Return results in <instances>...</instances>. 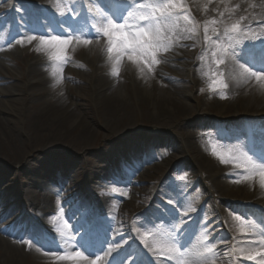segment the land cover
<instances>
[{"label": "bare ground", "instance_id": "6f19581e", "mask_svg": "<svg viewBox=\"0 0 264 264\" xmlns=\"http://www.w3.org/2000/svg\"><path fill=\"white\" fill-rule=\"evenodd\" d=\"M189 1L190 3L183 0V3L187 5L196 21L197 17L199 18L202 27L206 21L213 18L217 21L223 20L230 26L241 16L245 17L241 21V28L246 31L247 35L240 37L241 44L229 49V56L225 58V64L220 66V74L228 83L226 92H224L226 100L219 105L220 109H215L210 102L208 106L201 105L191 90L203 78L201 73L205 63L204 55L209 48L215 50L204 40V33L201 34L202 38L196 37L193 40L192 38L186 39L185 33L179 34L180 39H174L172 48L166 54L175 63L166 65L162 59L158 58L161 63L154 65L153 73L147 77H142L136 65L126 58L122 61L119 77L114 76L111 71L112 62L108 60L106 52V40H100L98 43L93 42L88 46L71 45L68 49V54L71 56L69 66H74V69L73 71L68 69L65 73L63 71L61 73L62 67L56 65L57 63L48 62L49 57L46 53L36 52L38 41H33L31 44L17 43L13 47L19 49L32 46L35 48V53L32 57L27 55L26 70L23 74L15 68L12 69L0 63V75L5 74L4 79L0 78V102L4 105L3 108H0V161H6L9 165L6 169H0V185L4 186L6 182L10 181L13 183V185L11 183L10 191L0 194V228L1 225H4V219H6L4 222L7 226L11 224V215L19 206L20 212L17 213V216L25 210L28 214L34 213V219L38 218L42 222L45 233H48L54 240H67V244L72 248V240L68 237L74 236V232L68 218H77L81 225L89 222L90 215L80 214L86 207L85 199L77 204L73 215L67 216L64 209L71 202V197L69 198L67 194L70 191V183L69 185L64 183V188L60 191L54 183L50 188L51 178L48 174L39 176L42 170L50 172L60 168L62 157L55 154L48 157L36 156L31 160L29 154L42 153L47 148L54 146L58 149L60 147L65 149L67 154L81 149V156L84 157L88 156L85 151L89 149L90 144L98 135L99 128L105 133V136L122 132L130 134L133 130L136 131L137 136L127 137L126 144L133 145L134 156L128 157L129 161H117L115 164L117 168L111 169L112 172H108L109 176L103 175L107 176L114 185H107L103 189L99 188L97 186L101 176L98 171L99 167L90 166L89 168L86 166L84 169L85 190L88 192L103 190L104 193L95 207V210H99L96 214L95 225L102 229L92 237L99 241L107 240L117 243L123 240L129 231L135 230L136 227L133 223L126 225L127 228L124 230L125 224L119 216H121L123 207L126 206L125 201L129 200L128 194L131 192L136 197L141 194L135 188L121 187L120 184L127 181L134 185L143 184L145 178L151 176L160 164L167 162L168 165L173 162L172 169L176 167L179 169L192 168L203 176L205 183L201 196L202 198L207 197V202L202 206V210L204 213H208V216L204 218L201 215L200 206L198 203L196 204L197 195L187 192L186 196L179 189L169 193L162 187L156 189L153 204H159V197L168 199L170 207L178 208L182 210V213H179L177 222L163 224L159 222L160 212H154L149 208L143 210L144 219L141 223L137 222V226L143 225L144 228H149L150 224H155L148 244L149 248H155L156 251L146 248V252L150 255V264H175V259L172 261L164 259L166 255H169L168 247L173 243L178 246L189 245L190 241L195 244L201 238V233L207 235L208 243L216 245V241L212 239L214 235L209 229L212 224L214 227H223L218 235L224 234L226 237L223 240L225 251L218 249L216 245L215 264H255L253 261H244L241 257L239 250L248 241L247 238L250 234L239 231L237 228L239 221L235 217L240 214L252 216L254 218L252 225H255L253 231L262 232L256 240L260 241L264 240V213L254 212L247 207L224 205L223 203L227 199H236L234 201H247L264 209V188L260 186L257 177L255 181L237 182L239 196H233L234 198L226 196L225 188L233 184L230 178L238 179L243 174V170L238 167L236 161L230 160L229 163H224L221 157L210 158L206 144L203 142L198 144L195 140L199 133L198 130L227 122L233 124L235 130L227 133L230 140L224 141L227 152L222 157L238 156L242 161L245 156H250L242 146L240 138L243 139V136L250 132L249 129H252L253 125L245 122L243 118L253 117L264 122V87H261L264 81L258 82L255 78H250L247 83H244L239 75L242 71L239 66L243 62L245 63L247 47L255 44L258 50L261 40L264 39V0ZM29 4L45 16H49L53 12L54 16L48 18L56 20L58 16L56 14L58 12L57 0H31ZM226 7L232 11L225 12ZM221 9L225 13L223 17L220 16ZM217 26L222 30L224 25L218 23ZM35 31L37 28L32 26L31 32ZM38 32L44 34L45 30L39 29ZM0 33L2 39L4 37L3 30ZM78 55L87 57V62L83 64L84 67L77 65L82 64ZM0 57L4 56L0 55ZM10 60L14 63L17 58L15 56ZM77 67H82V70ZM86 67L91 70V73L86 71ZM54 69L56 70L55 75H53ZM75 70L79 77L78 80L86 79L87 82L83 83L92 88L93 92L91 91L90 95L93 99L92 111L95 119L90 116L88 111L84 113L77 103L78 98H80L78 101H81L82 96L87 95L84 92L85 88L79 91L72 90L71 83L64 81L69 76L74 78L72 73ZM61 75L63 76L62 82L56 84ZM8 81L11 82L8 83ZM6 82L7 84H5ZM53 85L56 86L53 87ZM187 100H194L198 105L196 110L200 112L197 113V116L193 115V105ZM150 108L153 113L149 112ZM137 116L138 120L135 119ZM187 119L188 121H186ZM141 120L144 123L161 121L167 123L168 127L173 130L172 134L177 137L176 142L174 139L154 137L148 143L145 134L143 135L145 126L140 124ZM174 124H179V126L176 127ZM128 133L127 135H129ZM257 137L260 149L264 150V137L261 134ZM141 143L147 145V148L144 149ZM162 144L166 145V148L160 149V152L153 153L151 151V148ZM119 145L122 147L123 143ZM171 151L187 155L182 158L174 156L175 159H170ZM250 157L257 163H264V160H260L259 156ZM83 163L79 157L72 160L67 158L66 164L69 167V172L66 171L65 176L67 177L69 174L73 176L72 172L75 169H82ZM137 175L140 176V181L133 180V177ZM16 180L19 182L17 183ZM153 185L149 195L156 188L155 184ZM75 188L77 187L75 186ZM11 193L13 194L12 205H9ZM215 200H218L219 203H216ZM164 202L162 201V203ZM226 206L231 209H227ZM189 208L194 211H189ZM235 211L239 212L238 215L234 213ZM185 214L187 215L185 216ZM101 216L105 219H102ZM196 217L198 220L195 225ZM207 218L210 219V223L206 220ZM189 220L191 222L187 224ZM205 224L207 230L203 232ZM173 225L177 227L174 229ZM6 233L11 237H4L0 234V264H47L48 262H50L48 264H73L72 261L64 260L54 263V256L41 254L33 247L16 243L12 236H17L20 232L11 227ZM75 238L79 239V236H75ZM153 240L156 242L153 243ZM137 247L132 242V245L115 260H112L111 264H132L136 260V254L141 255ZM254 247L264 246L258 243L249 244L250 250ZM161 249L163 252L160 251ZM112 253L110 256H105L104 259L111 257ZM102 256H104L103 252ZM100 264H103L102 260ZM135 264H148L145 255H141Z\"/></svg>", "mask_w": 264, "mask_h": 264}, {"label": "snow or ice", "instance_id": "6c2138e0", "mask_svg": "<svg viewBox=\"0 0 264 264\" xmlns=\"http://www.w3.org/2000/svg\"><path fill=\"white\" fill-rule=\"evenodd\" d=\"M79 2L80 0H72L71 6L67 9L60 7L58 3L57 7L59 10L56 14L62 18L71 17L73 20L77 19L80 13L74 9H76V4ZM93 3L98 10L93 11L92 8H88V17L77 27H70V30H68L63 29L61 24L59 27L62 28V31L58 35L50 34L51 31L55 30L46 28L44 34L25 36L21 33L19 39H13L18 44L25 42L31 44L33 41H38L36 51L44 52L48 55L49 60L59 65H64L70 59L68 49L71 45L83 44L88 46L93 43V40L86 37L95 36L97 43L100 37H103L106 40V52L108 60L112 62L111 71L114 76L119 77L122 61L126 58L136 65L142 77H147L153 73V66L161 63L157 58L158 55L161 52H169L173 46L174 39L179 40V34H183L185 31L179 28L180 21L189 20L188 10L183 0H93ZM231 11L227 7L225 8V12ZM224 14V12H221L220 16L223 17ZM244 19L245 17L241 16L239 20L230 26L224 23L223 20L217 21L215 18L205 22L203 28L204 40L215 49L212 52L213 57L218 54L221 56V58L214 61L217 67L225 64V58L229 56V49L241 44L242 40L240 37L247 35L246 31L241 28V21ZM92 21L95 22L93 23ZM218 23L224 25L222 30L216 27ZM210 25L212 26L211 28L209 27ZM188 31L195 33L197 26L193 24V27ZM209 31L212 32V35H208ZM185 38L192 37L185 36ZM11 46L12 42L9 41L8 47ZM2 50L0 49V51ZM245 57V63L239 66L242 69L239 73L241 80L244 83H247L250 78H255L258 82L264 81V39L261 40L258 50L255 44L247 47ZM233 59L235 58L233 57ZM247 65H251V67ZM253 68H259V70L254 71ZM60 71L62 73L63 69L61 68ZM55 74L56 70L54 69L53 75ZM62 80L63 76L61 75L57 79L56 84L61 83ZM216 83L217 81L214 79L210 85L213 90H215L214 86ZM55 86L53 85V87ZM224 87L226 88L227 84H224ZM261 87H264V84H261ZM213 150L215 152V148ZM216 154L219 155V153ZM221 159L224 163H229L230 160L238 162V167L243 170V174L238 177L236 182L255 181L258 177L260 186L264 188V163H257L250 156H245L242 161L238 156L221 157ZM259 159L264 160V153L260 155ZM189 211H194V209L189 208ZM235 219L240 222V228L243 232L245 221L240 216H236ZM176 227V225H173L174 229ZM250 227L255 228V225ZM148 235V233H145L141 237L146 248H149ZM68 239L75 240V237H68ZM155 242L153 240V243ZM28 243L31 244V241ZM246 243L253 245L258 243L264 246V240H250L246 241ZM106 244V240H96L91 236L90 231L86 229L79 236V239L75 240L73 246L77 249L84 248L85 251L91 249L88 255H85V251L80 250L64 251L60 248L59 243H57V248L63 254L57 255L53 252L52 255L57 260H68L72 261L73 264H100L103 257L98 255V252H103L104 256H110L113 252V248L110 245L105 251ZM116 247L118 248L119 245ZM149 250L156 251L155 248H149ZM160 251L163 252V249ZM239 251L244 260L253 261L255 264H264V247H254L248 251L240 249ZM167 252L169 255H166L164 259L166 261L175 259V264H215L214 257L217 256L216 245L208 243V237L204 233H201V238L195 244L191 241L189 245L181 244L178 246L173 243L168 247ZM92 256H95V259H92ZM109 264H111V261H109Z\"/></svg>", "mask_w": 264, "mask_h": 264}, {"label": "rangeland", "instance_id": "374dc122", "mask_svg": "<svg viewBox=\"0 0 264 264\" xmlns=\"http://www.w3.org/2000/svg\"><path fill=\"white\" fill-rule=\"evenodd\" d=\"M186 1L190 3L189 0H186ZM57 2L59 3L60 7H64L65 9H67L71 6L72 0H57ZM7 3H8V1H7ZM4 5H5V1L0 0V9H3ZM16 5H17V9L19 10L20 15H21L22 24H25V23L29 24V22L26 20V18H28V17L25 15L29 6L27 4H25L24 2H18V4H16ZM185 6L188 10L187 5H185ZM84 8H87V9L92 8L93 11L98 10L97 6L93 3V0H87V1L86 0H80V2L76 4V9H74V10H78L79 13H81L82 9H84ZM220 12H222V9L220 10ZM188 15H189V20L188 21H183V20L180 21L179 28L184 29L185 31L183 33H185L187 36H191L192 40L195 39L196 37H198L199 39L202 38L201 33L204 32L202 29L204 27L201 28L202 23H200V21L198 20L199 18L197 17V21H196L192 17L190 10H188ZM85 19H84V16L81 19L79 17H77V19H75V20H73L71 17H65L64 18L65 23L67 25L66 27H71V25H73V27H77ZM68 23H70V24H68ZM193 24H195L197 26V31L195 33L188 31L189 29H191L193 27ZM216 27H218V26L216 25ZM4 33L7 34L8 31L7 32L4 31ZM32 34H33V32H30L29 35H32ZM209 35H212L211 31H209ZM93 38L95 39L96 37L93 36ZM5 39H6L5 36L2 39L0 36V49H3L2 51H0V55L4 56V57H0L1 65H6L8 67H11L12 69L15 68L23 74L26 70L25 62H26L27 55H29V57H32L35 53L34 52L35 48L32 46L28 47V48H26V47L22 48L21 47L19 49L13 48L12 46L6 48V46H8V43L3 45L5 42ZM100 40L101 39H99V41ZM34 42H37V41H34ZM96 42H97V40H96ZM12 45H13V43H12ZM213 51L214 50H210V48H209L208 52L204 55L205 63L203 64V71L201 73V75H203V78L197 85H195L193 88H191V90H192L193 94H195V96L197 97V101L201 102V105L208 106V103L210 102V103H212V105L215 109L216 108L220 109L219 105L222 104V101L226 100V96H224L223 90L220 88V86L217 83L214 86L215 90H213V88L210 87V85L212 84V81L214 79L216 80L217 78L221 77V79L223 81H225V80H224V78H222V76L220 74V72H221L220 66L221 65L219 67H217L215 65V62H214L216 59H219L220 56L218 54L216 57H213L212 56ZM36 52H38V51H36ZM12 53H13V55H12ZM166 54L167 53L161 52L157 58L162 59L166 65H169V63H175V61L172 58H169L168 55L166 56ZM7 55H9V56H7ZM68 55L71 59L70 54H68ZM15 56H16L17 60H15V62L13 63L12 60H10V59H12ZM78 58L80 61H82L81 62L82 64H77V65H81L84 67L85 65H83V64H85L87 62V60H86L87 57L84 55H78ZM70 59H69L67 64L60 65L63 69V73H65L66 70H68V69L73 71L74 66H69ZM48 62L51 64L56 63V62L51 61L49 59H48ZM87 64H86V66H87ZM56 65H59V64H56ZM68 66H69V68H68ZM77 68L79 70H82V67H77ZM86 71H89V73H91L90 72L91 70H89L88 67H86ZM192 71H193V68H192ZM216 73H219V74L214 75ZM72 75L74 76V78L69 76L64 81L71 83L70 87L72 90L74 89V90L79 91L82 88L86 89L87 92L85 91V89H84V92L87 93V95L82 96L83 98H81L82 99L81 101H78V99H80V98H78L77 103H79V105L81 106V107L80 106L79 107L81 109H83L82 111H84V113H86V111H88L90 113V116L91 117L93 116L92 118L95 119V115L93 114V111H92L93 99L90 95L92 88H90V86L88 84L83 83V82H87L86 79L82 78L83 80H78L79 77L76 73V70L74 71V73H72ZM4 76H5V74H1L0 78L4 79ZM10 82L11 81H8V83H10ZM5 84H7V82ZM225 84H226V82H225ZM223 86H224V84H223ZM187 101H189V100H187ZM189 102L193 105V109H194L193 115L197 116V113L200 112V111L196 110V108H198V105L196 104V102L194 100H190ZM3 106H4L3 103L1 104V102H0V108L1 107L3 108ZM149 112L153 113V110H151V108H150ZM138 116L135 119L138 120ZM243 120H247V121H250L251 123H253V125H255V130H257L258 132L259 131L264 132V122L261 119L251 117V118H243ZM186 121H188V119ZM140 124H143L145 126L143 128V135L145 134V137L147 138V142L149 141L148 143H150V139L154 138V137L159 138V139H169V140L174 139L175 142L177 140V137H175L172 134L173 130L170 129L168 127L167 123H165L163 121L156 122V123H154V122H152V123L151 122L150 123L145 122L144 123V121L141 120ZM174 125L176 127L179 126V124H174ZM216 129H217L218 133L221 135L230 133V131L232 132L235 130V128L233 127V124H229L227 122L226 123H220V124H216L214 126H208L207 128H202V129L198 130L199 133H198L197 138L195 140L196 143H198V144L202 143V142L206 144L208 156L212 159H215V157H222L227 152V149L224 147L222 141H220L218 139V136H216V135L213 136V130H216ZM135 132L136 131L132 130L130 132V134L128 132H122L119 134L114 133L112 135L105 136V133L99 128L98 135L90 144L89 149L87 151H85V153L88 156L82 157L81 156V153H82L81 149H77L75 152H71L70 153L71 155H70V154H67L66 150L61 148V147H60V149H58L57 147L51 146V147L47 148L46 150H44L42 153H32L33 155L29 154V159H31V160L35 159L36 156L37 157L38 156L48 157L51 155L58 154L63 159L62 164L59 166L60 168H57L54 171H50V172L42 170L40 172L39 176L44 175V174H49L51 177H53L54 182H56L57 178H58L57 176H59V174L62 175L61 178L64 175L63 179H65L68 182H70L74 185H77V186L79 185L81 180L84 178V169L86 166L89 168H90V166L99 167L98 171H99L101 176H100V180L98 181L99 185H97V186L99 188L103 189V187H106V185H111V186L114 185V184H112V182H110V180L102 177L103 175H107L106 173L109 172V170H111V168L109 166V164L111 162L110 159H116L117 157H120L121 159H124V161H129L127 158L130 156H134L135 151L133 149V145L130 143L126 144V142L128 140L127 137H129L130 135L137 136L135 134ZM127 133L129 135H127ZM261 136L264 137V134H261ZM255 137H256V135H255ZM229 140H230V138H229ZM120 143H123L122 147H119ZM144 143L147 144L146 142H144ZM144 143H141V144H143L144 149H146L147 145H145ZM163 148H166V145H164V144L157 145V146L151 148V151L153 153L160 152V149H163ZM214 148H215V152L213 150ZM170 153H171L170 157L176 156V157L182 158L184 156L186 157V155H187V154H182L180 152L178 153V152H174V151H171ZM216 153H219V155H217ZM115 154H117V155H115ZM119 154H121V155H119ZM78 157H79L80 161L82 160L85 163V164L83 163V168L82 169H75L72 172L73 176H71V174H69V176L65 177L66 171L69 172V170H68L69 167L66 164L67 158L72 160V159H76ZM91 157H94V158H91ZM111 165H113V163ZM8 167H9L8 162L0 161V169H6ZM170 167L171 166H167V162L160 164V166L153 171L151 176L149 175L145 178V183H143V184L140 183V184L134 185L128 181L124 182L123 184H120L121 187L128 186V187L135 188L141 194V196L137 195L138 197H136V196L132 195L130 192L127 196L129 200L125 201L126 206L123 207L121 216H119L120 219L122 220V222L125 224L124 230L127 228L126 225H128L129 219H131L136 214L140 213V211H142L143 207L145 208V205H146L145 202L147 200H148V205L150 203H152L153 196H151V195L149 196V193L153 188L152 186H154L153 184L158 182L160 179H161L160 183L162 185V188L163 189L165 188L168 193L172 190L173 191L178 190V189L183 190L189 186H192L193 184H195V186H196V183H198L199 186H196L192 191H193V194L197 195V199H199V200L202 199V196H201L202 193L201 192H202V187H204V183H205L203 176H201L200 173H198V171L197 172L194 171V169H192V168L179 169L178 167H176L169 174L168 178L162 177L163 172H165V171L167 172ZM182 177H183V179H181ZM18 178H20V177H18ZM133 180L140 181V176L138 177V175H137V176L133 177ZM230 180L233 181V184H231V186H227L225 188V194H226V196H229L230 198H234L233 196H239L240 195V193H238L239 188H238V185L236 182L237 181L236 178H233V179L230 178ZM16 181H17V183L19 182L18 180H16ZM11 183L12 182L10 181V182H6L4 184V186L0 185V192H2L3 190H5L7 192L10 191L9 189L12 188V185H13V183H12V185H11ZM102 191L103 190H99L97 192V195L100 199H101L102 195L104 194ZM12 196H13V194L11 193L10 197L12 198ZM95 197H96V193H95ZM21 198H22V196L20 197V199ZM234 200H236V199H233V200L227 199L226 202L223 204L224 205L225 204L236 205V206H240V207H244V208L247 207V208L253 210L254 212L264 213V211H262V209L260 207L254 205V204H250L247 201L237 202ZM215 201H217L216 203H219L218 200H215ZM155 206H157V205L155 204ZM211 206H212V204H211ZM18 208H19V206H18ZM73 208H74V204L70 203L67 206V211L72 212ZM227 209H231V208L227 207ZM16 211H18V210H16ZM177 211L180 212L179 210H177ZM234 213H236L238 215L239 212L237 213V211H235ZM140 214L137 215V219L142 220L143 217ZM243 215H246V214H240L239 215L242 218V220L245 221V228H244L243 232H246V233L253 232L252 233L253 238H254V236L258 237V235L260 237V233L258 232V230L253 231L252 227H250L252 225V222L254 221L253 217L252 216L245 217ZM168 216L170 217V215H168ZM154 225L150 224L148 230L143 229L142 226H140V228H138V231L141 233V235L142 234L144 235L145 233L149 234L147 237V241L150 240L149 238L152 234L151 233L152 229H154ZM85 226H89V224L88 225L85 224ZM79 227H78V225L76 226V230L78 229V231H76V233L83 234L85 232L86 228H84V226L81 228H79ZM237 228L239 229V231H241L240 222H239V224H237ZM209 229L211 230V232H215V229H213L211 227H209ZM221 229H222V227L216 228L217 231H220ZM135 235H136V233H135ZM250 237L252 238V236H250ZM134 238H135V236L133 235L130 237L129 232H128V236H125L123 238V240H121L119 242V244H111L110 246L116 247L117 245H119V246L124 245V244H127V242L129 243ZM141 241H142V243H144V241L142 239H141ZM67 242H68L67 240H61L60 244H62V245H59L60 248L65 249V251H74V249L69 248V245L67 244ZM107 243L108 244L105 245L106 248L109 246V242H107ZM247 246L243 245L242 249H244L245 251L250 250V248L247 249ZM67 249H69V250H67ZM39 251H41V250H39ZM118 251H119L118 248H117V250H114V252H116V253H118ZM62 254L63 253L58 250L57 255H62ZM53 261H54V263H56V262L61 261V260H57L55 258V259H53ZM64 261H68V260H64ZM48 263H50V262H48Z\"/></svg>", "mask_w": 264, "mask_h": 264}]
</instances>
